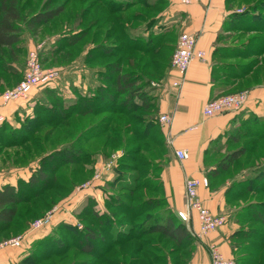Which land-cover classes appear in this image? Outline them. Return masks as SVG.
Returning <instances> with one entry per match:
<instances>
[{
  "label": "trees",
  "instance_id": "16d2710c",
  "mask_svg": "<svg viewBox=\"0 0 264 264\" xmlns=\"http://www.w3.org/2000/svg\"><path fill=\"white\" fill-rule=\"evenodd\" d=\"M105 1V3H101L106 8L101 13V20L103 15H106L104 21L111 24V27H108L109 37H115L119 44L110 49L107 47H102L103 49L98 51L91 49L85 55L87 64L96 57L94 55H119L116 61L105 65L108 71L103 74V81L106 83L102 82L98 87L100 95L92 93L86 96L82 94L73 104L59 102L56 107H52L48 102L55 94L58 96V90L53 89L56 87L55 84L53 85L54 81L40 85L35 88L38 93L37 105L35 104L36 106L33 107L35 113L22 122L23 128L16 129L17 127L13 128L12 125L13 129L11 130L12 135L18 136L21 133L25 134L24 132L27 130L29 131L27 134H33L40 127L49 123L57 128L71 126L75 133L81 131L74 143V146H77L76 149L79 150V156L74 157L72 148L65 147L61 151L58 149L53 157L43 160L38 172L30 176L27 181L18 180L16 185L8 183L1 187L0 242L6 239V233L13 227L20 230L25 229L33 216L39 214L42 217L54 207V204L45 203V196H50V193L56 192L62 187L57 183L60 174L57 173L56 162H59L61 166L74 164L77 170L80 167V171L85 170L93 176L96 172L97 160L94 155L96 156L95 150L98 147L102 148L101 150L112 149L116 145L124 146L125 143L134 142L133 148L126 147L122 159H118V164L121 166V170L133 167L136 171V181L126 184L127 193L121 195H113V191L105 189V210L103 212L95 208L93 201L83 210V213L93 220L94 225L82 228L85 232L83 234L84 244L80 245L79 249L96 258L97 262L82 261L80 264H179V260H181L180 264H188L192 254L191 243L197 237L190 226L179 217L178 211L175 212L170 208L164 195L161 172L168 149L165 146L151 93L156 86L154 83L160 82L171 66L169 55L172 47L174 48V42L170 29L156 33L153 31L148 36L140 35L137 31L138 26L142 23H145L147 28L151 25L159 13L157 8L161 9L166 0H108L111 6L107 0ZM234 2L235 0H227V7L234 8ZM49 4V2L46 3L42 11L28 18L22 0H0V80L3 79L5 73L7 77L15 74L13 62L16 61V58L13 52L22 50L20 44L24 32H36L65 10L62 5L50 9ZM229 17L231 23L223 28L226 33L220 35L221 42H229L232 39L233 34L231 35V33L234 31L230 29H236L239 23L240 26H244V31L261 32L264 36V17L258 21L257 18L260 15L253 12V8L246 7L243 13L234 11ZM98 21L100 20L98 19ZM257 39L261 46L250 47L251 50L246 49L243 44L218 48L215 56L220 59L223 57L245 58L248 54H255L257 58L250 65L231 61L224 63V66L221 62L220 65L223 66V69L217 71L218 77L224 78L221 81L218 80L221 87L228 88V90L238 88L237 91H243L253 85L264 84V76L260 77L261 71H263L261 65L264 64V37ZM79 40L75 37L64 39L58 47L60 46L61 50L76 44ZM5 50H9L12 55L8 64L1 58L6 53ZM39 56L43 67L48 68L44 59L41 58L40 51ZM225 67L228 68L227 71L224 70ZM95 70L99 71L100 67L96 66ZM252 75L259 76L261 79L251 84L249 78ZM7 77L6 82L9 83ZM58 77L55 80H58ZM241 82L242 86H237ZM41 89L44 90L39 91ZM33 92L30 98L33 96ZM102 93L107 96L106 99L103 98ZM58 97L61 99L60 96ZM92 97H96V99H92ZM99 102L102 105H99ZM109 102L112 103L109 104ZM107 107L111 108L110 114L104 116L99 121L100 124L83 127V130H79L82 119L96 116L102 112L101 109ZM71 116L73 118L70 119ZM6 123L11 125L6 120L0 123V144L5 142L6 132L9 130ZM244 128L250 132L243 133ZM239 129L241 132L229 134V143L241 142L245 137H248V141L239 148L230 150L229 154L217 162L215 168L207 172L208 185L214 187L212 185L213 177H219L223 172L230 170L240 158L248 156L249 150H254L253 152L257 156L263 154L264 158V118L251 117L243 121ZM103 134L107 135L99 141L98 138ZM28 136H24L25 142L30 138ZM68 144L70 143L68 142ZM89 144L94 148H91V145L89 148ZM129 153L135 155L130 157V162L125 161L128 160L126 158ZM51 161L53 164L47 167L46 165ZM152 179L155 183L151 186ZM226 181L223 180L220 185H224ZM233 182L235 183L234 187L231 188L232 185L229 187V192L232 193L229 201H244V197L251 194H264V168L257 170L244 180ZM107 186H111V180L107 182ZM146 187H150L152 191H159L160 196L157 199L143 197L145 195L141 190H147ZM69 188L70 186L67 190ZM134 202L136 203L133 204ZM47 207L49 208L47 209ZM155 207L161 208L159 216L149 218L138 229L131 227L130 230L124 231L122 226L116 222V213L141 216ZM241 209L235 216L240 227L231 237V245L234 250L232 258L236 260L237 264H264V201H249ZM75 227L77 228V226ZM69 228L71 227L69 226ZM71 229L64 231L69 232ZM36 232L38 231L31 233ZM49 234L34 242L32 249L24 256L20 264H46L51 257H61L70 250L68 244L61 242L59 233L57 236H54L55 233ZM25 241H27V237Z\"/></svg>",
  "mask_w": 264,
  "mask_h": 264
},
{
  "label": "rangeland",
  "instance_id": "374dc122",
  "mask_svg": "<svg viewBox=\"0 0 264 264\" xmlns=\"http://www.w3.org/2000/svg\"><path fill=\"white\" fill-rule=\"evenodd\" d=\"M48 2L50 3L49 4L50 9L62 5L64 6L65 10L60 15L55 17L52 21H50L48 24L40 27L36 32H31V31L24 32V35L22 37V42L20 44L22 50L20 52H13L15 53L14 57L16 58V61L13 62L14 63L13 68L15 74H13V76L8 75L9 77H7L6 73L3 75V79L0 80V92L6 88H12L16 86V84L22 80L21 78L24 75L25 69H27L26 64L29 53L32 49L36 48L40 51L41 58L44 59V61L46 62L45 65L48 66V68L59 69L60 75L58 79L61 78L67 80L70 84L67 86H61L60 83L56 82L57 86L53 87V89L58 90L57 94L58 96H60L61 99H59V97L55 94V96H53L50 99V101L47 100L49 101L48 104L50 106L56 107L59 102L62 103L65 102L66 104L71 102L73 104L77 102L80 95L82 94L86 96H89L92 93H94L95 95L96 94L100 95L98 94L99 93L98 87L100 86V84H102V82L106 83V81H103V74L108 71L105 65L112 61L113 62L116 61L119 55L118 56H110V55L104 56L99 54L94 55L96 57L93 58V60L90 61L91 63L88 64L85 62V55H87V52L91 49L92 50L96 49V51H98L99 49H103L102 47H107V49H110L111 47L117 46L119 44V41L116 40L115 37L113 38L109 37L108 27H111L110 26L111 24H108L104 21L106 15H103V19L101 20V13L106 9L104 8V5L101 3H105L106 1L105 0H22L25 13L28 18L42 11L45 7V4ZM233 6L238 13H243L246 7L253 8V12L260 15V17L257 18V20L259 19L258 21H261L262 19L261 17H264V0H237V1L235 0ZM157 11L160 12L161 11L160 8H157ZM98 19L100 21H98ZM257 20H253V21H257ZM169 29L171 30L170 31L171 37L174 42V48L172 47V49L170 50V55H169L170 56L169 59H170L172 58L174 49L178 41V37L181 33L177 31L176 28L172 27ZM230 30L234 32L231 33V35L233 34L232 39L229 42H226L227 47L243 44V46L246 47V49L247 48L249 49L250 47H254L255 45L259 47L261 46L258 44L259 40L257 39L260 37H264L262 36L261 32L244 31V26H240V23L239 26L236 27V29L234 30L230 29ZM157 31H161V30H157ZM73 37H75L76 39L79 38L80 40L72 46H67L61 50L59 49L60 46L58 47V45H60L61 42L64 41V39H69ZM5 51L6 53L4 54V56H1V58L5 60L6 63L8 64L9 60L12 59V55L9 50H5ZM256 59L257 58L255 54H250V55L248 54L245 56V58H238V59L223 57L221 59V62L223 63L224 66H225L224 63H229L231 61L239 62L244 65H250L254 61H256ZM94 65L99 66L100 70L99 71L95 70L96 66ZM261 68L263 71H261L260 77L263 78L264 64L261 65ZM219 69H221V67L217 68L216 71H219ZM6 77L9 78V83L6 82ZM260 77L259 76L255 77V75H252L251 78H249V80L251 81L252 84L256 80L261 79ZM69 79L71 80L69 81ZM217 79L221 81L224 78H219L217 76ZM237 86H242V82L240 83V85ZM237 89L238 88L234 90L235 92H225V94L223 93L222 95L239 93L240 90L237 91ZM43 90L44 89H41L39 91H43ZM244 90H247L249 94V90L247 88H245ZM36 92L37 91L35 90L33 94H35ZM72 94H75V96ZM102 95H104V93H102ZM106 97H107L106 95L103 96L104 99H106ZM92 99H96V97H92ZM100 103L101 102H99L98 104L102 105ZM111 103L112 102H109V104ZM101 110L102 112L96 116H89L86 117L85 119H82L81 121L82 125L79 128V130H83L82 129L83 127L87 128V127H92L96 124L97 125L100 124L99 121L104 116L110 114L109 110H111V108L107 107ZM31 111H32L31 113L25 112L24 115L22 114L21 116H18L17 126L11 123L10 121H8V123L11 124L10 126L6 123V127H8L9 130L6 132L5 142H2L0 144L1 176L10 177L13 174H16L18 180L27 181L30 178V176L38 172L40 165L42 164L44 159L46 158L49 159L50 157H53L56 154L55 152L58 151V149H60L61 151L65 147L72 148V150H74V157L79 156L78 153L79 150L76 149L77 146L75 147L74 143L76 142L81 131H77L75 133L74 131H72L70 125L69 128H67V126H64V128H57L56 126H52L51 123H49L44 125L43 127H40L37 131H35L33 134L30 135L27 134V132H29L28 130L24 132L26 135L22 133L19 134L18 136L12 135L11 130L14 127L15 128L17 127L16 129L23 128L21 126L22 122L35 113L34 110ZM71 118H73V116H71L70 119ZM243 127H247V126H243ZM231 130L232 128L230 129V131ZM242 132L248 133L250 131H247V128H244ZM28 135L30 136V138H28V140L25 142L26 138H24V136L27 137ZM106 135L107 134H103L98 138V140L99 141L103 140L104 137H106ZM247 138L248 137H245L242 139L241 142H237V143L230 142L229 144H226L224 148H222L220 151L217 152L215 151L216 152V153L214 152L215 156L212 158V160H210V165L207 164L208 166L206 168V171L208 172L210 171V169L215 168L216 167L215 163H217L225 155L229 154L228 152L230 150L232 151L234 149H237L240 146H242L244 143H246L248 141ZM68 142L70 144H68ZM90 145L91 144H89V148ZM134 145H135L134 142H130V144L125 143L124 146L122 145L123 147L121 145H116L115 148H112L113 150L110 148L101 150L102 148L100 147H98L95 150L96 156L94 155V157L95 159H97L95 164V171L102 170L104 166L103 171H106V173L104 174V178L98 181L97 186L94 188H97L99 186L103 187L104 190L103 194L105 196H106L105 189L113 191V195L116 194L121 195L122 193H127L125 185L126 184L128 185V183H134L136 181V177H135L136 171L135 169H133V167L131 168L126 167V168H122L121 170L120 168L121 166L118 164L119 163L118 159H122V155L126 147L128 149H131L134 147ZM91 148L94 147H92L91 145ZM249 151L250 152L248 153V156L240 158L237 161V164L234 165L230 170L223 172L222 175H220L219 177H213L212 185L218 186L223 182V180L226 181L227 179L230 183L229 186L232 185L231 186L232 188L235 185L233 181L244 180L246 177L248 178L250 175H253L255 172H257V170L263 169L264 168L263 154L257 156L256 154H254L255 153L253 152L254 150H249ZM119 154L120 156H118ZM112 156H114V158ZM134 156L135 155L133 153L132 154L129 153L128 157L126 158L128 160L125 161H129V159H131L130 157H134ZM112 158H113V166L111 164L112 167L105 170V165L108 162H110ZM97 162H99L100 165H98ZM52 164L53 161L49 162L46 166L50 167ZM55 165H57L58 168L57 173L60 174L57 183L62 185L61 187L62 189L59 188L58 191L50 193L49 194L50 196L48 195L45 196V201H46L45 203L51 205L54 204V207L51 210H49L47 213L55 209V215L53 217L54 222L52 221L48 227L40 231L43 232L45 230H49L50 234L49 233L48 234L52 235L55 233L54 236H57V234L59 233L62 239L61 242L64 244L65 243L68 244V248L70 247V250L64 253V255L61 257H56V256L51 257V259L46 264H80V262L82 261L96 263L97 262L96 258L92 257L90 254H85L81 252V250L79 249L80 245L84 244L83 234L85 232L84 229L82 228L93 226L94 225L93 220L87 217L86 213H83V210L87 206L85 207L84 205L79 206V204H77L78 202H76L75 204L73 200L76 199L77 201L81 193L89 190V188L86 190H80L79 187L83 183H86L87 181H91L92 177L90 176L92 175L90 172H87L85 170L80 171V167L77 170L76 165L74 164L73 165L66 164L61 166L59 162H56ZM116 167L118 168V170ZM109 180H111V186H107V182ZM152 181L153 183L151 182L150 184L151 186L155 183L153 179ZM68 186H70L69 190H67ZM150 189L151 188L148 187L147 190H141L145 195L143 197L145 198L152 197L153 199L154 198L157 199V197L160 196L159 191L158 192L156 190L152 191ZM232 191L235 190L232 189ZM254 200L264 201V194L263 193L259 195L251 194L249 196H246L244 197V201L240 200L237 206L243 207L249 201H254ZM135 203L136 202H134L133 204ZM49 207H47V209ZM160 209L161 208L158 207L152 208L150 212H145L144 215L141 216H131L130 214L116 213L117 216L116 222L122 226V229H124V231L130 230L131 227L138 229V227H141L144 224V222L146 223V221L149 218H152L156 215L159 216V213L161 211ZM38 218H40L39 214L33 216L29 221L30 222L29 225H27L28 228L26 227L25 229L20 230L17 227H13L10 231L6 233V239L4 240L10 239L17 235H24L27 237V239L34 236L36 233H40L41 236L40 238L48 235V234L43 235L40 231L34 234L31 233L33 232L31 230L32 224ZM69 226L72 229L69 228ZM75 226H77V228ZM68 229L71 230L69 232H66L68 231ZM34 242L35 241L31 243L29 251L32 249ZM25 244L26 241H24L23 246L19 247V249L23 248ZM8 248L17 249L14 247H8ZM180 262L181 260H179V264Z\"/></svg>",
  "mask_w": 264,
  "mask_h": 264
},
{
  "label": "crops",
  "instance_id": "0c3cea01",
  "mask_svg": "<svg viewBox=\"0 0 264 264\" xmlns=\"http://www.w3.org/2000/svg\"><path fill=\"white\" fill-rule=\"evenodd\" d=\"M164 4L160 9L161 13H158L148 28L145 23L138 26V34L148 36L152 31L173 27L180 33L194 34L197 38V47L207 53L206 60H194L185 75H180L169 66L165 77L158 82L160 85L155 86L151 91L165 146L168 149L161 172L162 186L170 208L177 212L185 207V180L189 177L208 175L207 164L210 165V160L217 151L229 144V134L240 131L243 121L251 117L264 118V84H256L248 88L249 96L242 110L205 116L204 107L210 99L226 91L235 92L218 84L216 69L220 67L223 69V66L220 65L221 59L215 55L218 48L227 47L226 42H221L220 35L226 33L223 28L231 21L229 15L237 10L229 9L227 0H199L188 5L182 4L180 0H166ZM224 70L227 71L228 68L225 67ZM176 81L179 82L178 85H174ZM56 82L61 86L70 85L67 80L61 78L55 80L53 85L57 86ZM37 95L38 93L33 94L24 102H10L3 105L0 107V112L6 117V121L17 126L18 116L32 112L38 99ZM164 114L170 117V122L167 124L159 120ZM176 150H187L189 158L180 159L176 155ZM97 164L100 165L99 162ZM17 182L16 174L4 177L0 173V189L5 184L16 185ZM229 184L228 181L224 185L214 187L202 185L199 188V194L205 205L214 214L225 215L227 223L218 231L197 237L191 243L192 254L188 264H211L208 249L210 242L218 243L226 256H234L231 237L240 227L235 216L242 207L237 206L238 200L229 201L232 194L229 192ZM103 191L101 186L90 188L81 193L77 201L73 199L74 203L78 202L79 206L85 207L93 201L95 208L103 212L105 210ZM190 228L193 232L198 230L196 215H193ZM41 233L48 234L49 230ZM40 237V233H36L28 238L25 246L20 249H0V264H20L29 252L31 243Z\"/></svg>",
  "mask_w": 264,
  "mask_h": 264
},
{
  "label": "built area",
  "instance_id": "2783aa9c",
  "mask_svg": "<svg viewBox=\"0 0 264 264\" xmlns=\"http://www.w3.org/2000/svg\"><path fill=\"white\" fill-rule=\"evenodd\" d=\"M184 5L199 2V0H180ZM207 53L197 47V38L190 32H182L176 44V48L171 58V67L180 75H185L194 60H206ZM23 79L12 88H7L0 94V107L10 102H24L30 99L31 93L40 85L55 81L60 71L56 68H45L41 63L39 50L34 48L30 51L27 59V67ZM156 86L160 83H154ZM176 81L174 85H178ZM248 91L243 90L235 94L221 95L210 99L204 107V115L214 116L224 111H240L244 108ZM6 117L0 112V123H3ZM160 122L167 124L170 117L166 114L159 117ZM122 155V153H121ZM176 155L180 159H188L187 150H176ZM115 156V155H114ZM114 156H112L114 158ZM120 156V154L118 155ZM113 158L105 165V170L113 166ZM112 164V166H111ZM104 168V166H103ZM96 170L91 181L83 183L79 189L86 190L97 186V182L104 178L106 171ZM109 175V173H108ZM207 176L189 177L185 180V207L178 210L179 217L190 226L193 215L198 219V230L194 232L195 236L200 238L215 232L227 223V217L223 214H214L204 203L199 194V188L202 185L208 186ZM55 215V209L33 222L31 230L40 231L49 226ZM26 236L17 235L10 239L0 242V249L23 246ZM211 264H237L232 257L226 256L216 242H210L208 245Z\"/></svg>",
  "mask_w": 264,
  "mask_h": 264
}]
</instances>
